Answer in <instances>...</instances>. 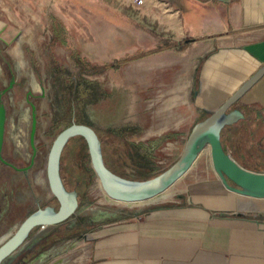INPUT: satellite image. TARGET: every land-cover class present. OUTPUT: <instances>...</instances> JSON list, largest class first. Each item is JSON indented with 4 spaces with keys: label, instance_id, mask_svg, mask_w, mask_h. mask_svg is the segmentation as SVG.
Wrapping results in <instances>:
<instances>
[{
    "label": "rangeland",
    "instance_id": "obj_1",
    "mask_svg": "<svg viewBox=\"0 0 264 264\" xmlns=\"http://www.w3.org/2000/svg\"><path fill=\"white\" fill-rule=\"evenodd\" d=\"M158 1L171 13L176 12L169 3ZM54 19L62 26V32L52 41ZM180 27L178 30L171 21L165 20L157 9L143 7L139 0H0V41L8 42L10 54L16 43L18 47L21 44L25 51V69H36L46 75L43 84L46 89L50 88L49 103L47 99L37 100L40 124L34 141L42 204L58 207L48 186L45 166L53 139L70 123V114L65 110L71 104L65 90L70 87V76L80 77L76 59L88 70L87 79L100 81L110 91L113 88L125 91L124 121L140 128L135 135L121 138L117 132L107 130L116 127L113 123H94L105 164L112 172L125 178L143 179L137 173L140 169L137 162L131 157L132 143L150 147L154 140L162 139L152 148V176L178 158L191 127L206 115L194 106L193 64L189 51H181L186 33L181 23ZM29 31L33 33V47L15 39L17 34L21 36ZM28 58H33V63ZM65 72L70 74L68 78L61 76ZM244 115L243 120L223 131L222 140L238 164L264 172V112L249 108ZM28 133L27 114L15 123L9 122V141L16 144H9V151L11 147L18 150L25 161L31 154ZM87 154L84 139L71 138L62 151L60 174L66 189L76 190L81 207L87 205L89 211L110 209L117 211L118 216L130 217L155 206L187 204L226 191L213 169L207 142L203 143L191 168L164 192L167 197L133 204L108 198L93 170L91 175ZM28 191L25 186L24 199L29 198ZM34 208V204L25 203L23 217ZM68 224L45 228L51 233L43 245L52 241L60 246L63 241L72 240L71 251L80 255L86 250V244L80 229ZM40 230H34L33 234Z\"/></svg>",
    "mask_w": 264,
    "mask_h": 264
},
{
    "label": "crops",
    "instance_id": "obj_2",
    "mask_svg": "<svg viewBox=\"0 0 264 264\" xmlns=\"http://www.w3.org/2000/svg\"><path fill=\"white\" fill-rule=\"evenodd\" d=\"M164 1L193 39L186 51L194 106L212 111L264 63V0ZM236 107L264 112V75ZM225 190L104 221L82 236L80 255L72 240L47 241L53 250L45 264H264V198Z\"/></svg>",
    "mask_w": 264,
    "mask_h": 264
},
{
    "label": "flooded vegetation",
    "instance_id": "obj_3",
    "mask_svg": "<svg viewBox=\"0 0 264 264\" xmlns=\"http://www.w3.org/2000/svg\"><path fill=\"white\" fill-rule=\"evenodd\" d=\"M51 39L54 41L53 32ZM192 41L193 39L186 35L184 39L185 45L181 51H184ZM179 43L180 40L177 41L176 44ZM7 46V41H0V119L2 118L0 142V239L5 235H7L5 238L9 237L20 224L18 223L19 220L25 218L23 217L25 203L35 205V208L30 213L40 207L46 206V204L41 203L43 198H41V192L38 187L39 183L34 177L36 173H38L36 170L37 148L34 141L40 124L38 117L40 107L37 100L42 99L44 101L47 99L49 103L50 99V88L48 87V89H46L43 84L46 75L39 73L36 69H25V51L21 44H19V50L22 60L24 61V66L21 68H17L16 60L12 54L8 52ZM28 59L33 63V58ZM78 61L79 60L76 59L75 64L79 65L81 69L79 78L76 76L69 77L68 75L70 74L66 72L61 75L65 78L69 77L70 81V87L65 90V94L70 98L69 102L71 104V106H68L67 110H65L66 114H70V123L67 126L74 122L88 125L96 131L94 126L95 122L108 121L116 125V127H108L107 130L117 132L118 135L131 136L138 133L140 128L137 124L124 121L126 115L125 110L127 108L125 91L119 88H113V90L110 91L105 89L100 81L87 79L85 72L88 70ZM34 84L38 87L37 90L34 89ZM77 113H79V119L76 118ZM26 114L29 118L28 145L31 149V154L29 159L25 161L18 150H14V148L11 147L9 151L8 145L16 146V144L13 142L10 143L11 141H9L8 124L10 121L15 123L18 121L19 117H23V115ZM34 119L35 130L32 137ZM161 140L162 139H157L153 141L154 143H151L149 147L150 153L153 152L152 148L159 144ZM25 186L29 189V198L27 199L23 198ZM77 198L79 203L78 210L77 213L72 216V218L74 217V221H71L72 218L68 221V226H77V229H80L79 232L81 236L89 229L118 216L117 211L110 209L89 211L91 209L88 208L87 205L81 207L78 192ZM55 209H57V207H55ZM36 229L38 228L34 230ZM33 231L26 244L14 255L6 258L1 264H45L49 260L52 255L51 251L53 250V245H43V241L48 236L49 232L43 229L37 234H33ZM5 238H3L2 241H4ZM2 241H0V243ZM37 247L40 249L37 250Z\"/></svg>",
    "mask_w": 264,
    "mask_h": 264
},
{
    "label": "water",
    "instance_id": "obj_4",
    "mask_svg": "<svg viewBox=\"0 0 264 264\" xmlns=\"http://www.w3.org/2000/svg\"><path fill=\"white\" fill-rule=\"evenodd\" d=\"M17 34L15 39H18ZM264 75V63L214 110H204L206 116L193 124L178 158L166 169L146 179H130L112 172L105 164L101 139L96 131L85 124L72 123L53 139L46 160V177L51 194L58 203L40 207L26 216L4 241L0 243V264L24 246L35 228L41 230L68 222L78 210L76 190H67L61 174L60 161L67 142L82 137L87 145L90 165L101 186L113 201L128 204L147 202L160 196L193 165L203 143L210 147L211 162L221 184L239 195L264 198V172L244 168L224 149L221 131L244 119L245 115L236 103ZM32 137L35 130L33 121ZM2 118L0 119V142ZM140 213H134L138 216ZM84 236V235H82Z\"/></svg>",
    "mask_w": 264,
    "mask_h": 264
},
{
    "label": "trees",
    "instance_id": "obj_5",
    "mask_svg": "<svg viewBox=\"0 0 264 264\" xmlns=\"http://www.w3.org/2000/svg\"><path fill=\"white\" fill-rule=\"evenodd\" d=\"M162 1H164V0H162ZM173 9L175 10V8H173ZM52 32H53V40L54 41L56 39H58V37H59L58 33L62 32V26L55 19L53 20V23H52ZM61 43L63 44V42H61ZM231 126L232 125L226 126L221 131V142H222V145H223L224 149H226V146H225V144H224V142L222 140V133H223V131L225 129L230 128ZM120 137L122 138V137H124V135L121 134ZM131 145L133 146L131 157L134 159V162H137V164H138V166L140 168L139 171H137V173L139 175H142L143 179L155 176L156 174L153 175V176L151 175L154 165H153V162H152V153H150V148L149 147H145L143 144H134V143H132ZM103 157H104V155H103ZM90 172H92V169H90ZM146 172H148V173H146ZM91 175L93 176V172L91 173Z\"/></svg>",
    "mask_w": 264,
    "mask_h": 264
},
{
    "label": "bare ground",
    "instance_id": "obj_6",
    "mask_svg": "<svg viewBox=\"0 0 264 264\" xmlns=\"http://www.w3.org/2000/svg\"><path fill=\"white\" fill-rule=\"evenodd\" d=\"M143 7L148 9H157L164 17L165 20L171 21L178 30H181L179 25V17L177 13H171L170 9H166L163 5V3H160L158 0H139ZM19 40L25 41L30 46L33 47L34 45V39H33V33L31 31L22 34L19 37ZM14 47V46H13ZM12 56L16 59V66L17 68L23 67V60L20 54V50L18 47V43H16V46L12 49ZM34 89H38V87L34 84ZM36 178V181L39 183L41 182V177L39 173H36L34 176ZM7 235H5L3 238H5ZM0 239V241H2ZM6 239V238H5Z\"/></svg>",
    "mask_w": 264,
    "mask_h": 264
}]
</instances>
